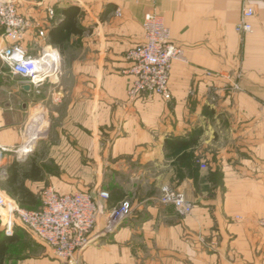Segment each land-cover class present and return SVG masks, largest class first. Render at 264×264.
<instances>
[{
	"label": "crops",
	"instance_id": "1",
	"mask_svg": "<svg viewBox=\"0 0 264 264\" xmlns=\"http://www.w3.org/2000/svg\"><path fill=\"white\" fill-rule=\"evenodd\" d=\"M13 1L38 26L22 46L32 55L55 49L59 68L37 93L0 58V192L17 201L14 188L22 185L30 209L40 207L47 186L106 190L105 209L128 198L135 209L115 233L99 235L98 218L85 264H264L257 223L264 217V1ZM243 5L254 12L246 33L235 29ZM67 8L73 31L59 26ZM152 8L184 50V60L172 63L169 100L128 95L125 54L142 41L143 15ZM9 44L0 27V46ZM234 81L238 90L229 89ZM35 113L48 118L46 139L30 121ZM31 136L34 146L20 153ZM32 162L37 178L29 176ZM163 184L184 193L190 214L155 200ZM0 239V264H60L25 229L6 233L1 219ZM35 242L45 253H30Z\"/></svg>",
	"mask_w": 264,
	"mask_h": 264
},
{
	"label": "built area",
	"instance_id": "2",
	"mask_svg": "<svg viewBox=\"0 0 264 264\" xmlns=\"http://www.w3.org/2000/svg\"><path fill=\"white\" fill-rule=\"evenodd\" d=\"M116 13L119 15L118 11ZM253 13L251 6L243 5L240 21L235 27L237 32L251 31L249 19ZM36 26L17 10L13 0H0L2 37L11 42L0 46V58L12 74L24 78L39 93L41 87L57 75L59 56L49 46L39 48L37 55L28 53L22 46L26 32ZM141 26L142 41L130 47L125 54L128 68L124 73L132 77L128 95L131 98L140 94L157 95L169 100L172 63L184 60V50L170 41V30L154 8L144 13ZM37 35L42 37L43 30H38ZM239 88L237 81L229 84L230 90ZM210 95L213 98L215 93L211 92ZM4 151L5 148L0 146V180L6 176L1 166ZM108 199L106 190H97L95 194L86 190L60 193L54 187L47 186L41 190L40 207L26 209L0 192V219L6 233H11L15 227L25 229L45 246L47 255L60 264H85L81 254L95 237L93 229L98 218H104L99 235L108 236L115 233L135 209L128 198L105 209L103 201ZM155 200L171 205L182 217L190 214L193 208V203L184 193L167 184L161 185ZM257 223L264 228V217H260Z\"/></svg>",
	"mask_w": 264,
	"mask_h": 264
},
{
	"label": "trees",
	"instance_id": "3",
	"mask_svg": "<svg viewBox=\"0 0 264 264\" xmlns=\"http://www.w3.org/2000/svg\"><path fill=\"white\" fill-rule=\"evenodd\" d=\"M70 9L71 8H67L64 11V19L59 24L60 27H64L65 29H67V31H73L74 30L73 23L71 22V17L74 15V11L71 9V11L69 12ZM12 168H14L16 170L15 167H12ZM39 171H40L39 168L35 165L34 162H32L31 168H30V175L29 176H31L32 178H37L38 177V174H39ZM16 178H17V176H16V174L13 171V176L12 177L10 176V184L11 185H13L16 182ZM14 192L15 193H19V195L21 197V198H18V200L16 201L18 203V205L21 206V207H23V208L30 209V208L26 207L24 205V203H32L33 198L31 196V194L28 193L26 191V189H24L22 187V185H18L17 187H15L14 188ZM4 240L5 239H3V241Z\"/></svg>",
	"mask_w": 264,
	"mask_h": 264
},
{
	"label": "rangeland",
	"instance_id": "4",
	"mask_svg": "<svg viewBox=\"0 0 264 264\" xmlns=\"http://www.w3.org/2000/svg\"><path fill=\"white\" fill-rule=\"evenodd\" d=\"M153 9V8H152ZM41 114V113H40ZM42 115V114H41ZM43 116V115H42ZM46 119H48L47 118V116H46V118H45V116H44V131L43 132H40L39 133V135L38 136H40V135H42V136H44V139H46V137L48 136V134H49V131H48V125H47V123H46ZM46 125V126H45ZM44 139H41L40 141H44ZM37 140H35L34 139V141L32 142V144H31V146H34V142H36ZM39 141V140H38ZM40 145H39V152H40V154H43L44 152H45V149H44V145L43 144H45L44 142L43 143H39ZM24 157V156H23ZM27 158H29L28 156H27ZM30 158H32V157H30ZM42 190V189H41ZM41 190H40V192H39V198H40V194H41ZM124 199V198H123ZM122 200V199H121ZM41 201V200H40ZM41 251H43V253H45V250H44V248L42 247V250H40L39 249V245L35 242V249H33L32 250V252H30L31 254H34V255H36V256H39V255H41ZM46 255V254H45Z\"/></svg>",
	"mask_w": 264,
	"mask_h": 264
},
{
	"label": "bare ground",
	"instance_id": "5",
	"mask_svg": "<svg viewBox=\"0 0 264 264\" xmlns=\"http://www.w3.org/2000/svg\"><path fill=\"white\" fill-rule=\"evenodd\" d=\"M35 119L33 118V119H31L30 121H32L33 123V125L35 126V129L37 130L36 131V133H38L37 135H39V133L40 132H43L44 130V121H43V116L41 115V114H39V113H35ZM38 118V119H37ZM34 120H36V121H34ZM30 124H31V122H30ZM31 124V125H32ZM32 125V126H33ZM30 126V125H29ZM29 126H28V128H29ZM31 126V127H32ZM33 129V128H32ZM29 131V130H28ZM32 133V132H31ZM30 133V134H31ZM34 133V132H33ZM32 135V134H31ZM35 135V134H34ZM32 136H31V138H30V141L28 142V144H26L24 147H22L21 149H20V153H24V152H26V150H28V148H30L31 147V144H32V142H33V140H32ZM36 138V137H35ZM23 146V145H22Z\"/></svg>",
	"mask_w": 264,
	"mask_h": 264
},
{
	"label": "water",
	"instance_id": "6",
	"mask_svg": "<svg viewBox=\"0 0 264 264\" xmlns=\"http://www.w3.org/2000/svg\"><path fill=\"white\" fill-rule=\"evenodd\" d=\"M28 87H29V85H26V86H25V88H28Z\"/></svg>",
	"mask_w": 264,
	"mask_h": 264
}]
</instances>
